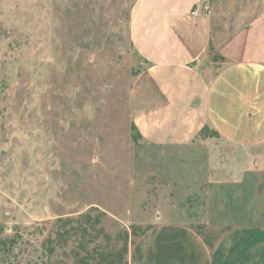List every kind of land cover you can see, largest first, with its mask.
Instances as JSON below:
<instances>
[{
    "label": "rangeland",
    "instance_id": "374dc122",
    "mask_svg": "<svg viewBox=\"0 0 264 264\" xmlns=\"http://www.w3.org/2000/svg\"><path fill=\"white\" fill-rule=\"evenodd\" d=\"M134 1L0 0V264H104L164 214L208 244L264 224V180L245 209L227 202L234 187L206 184L200 140L218 141L212 129L196 147H162L135 128L129 92L145 63L128 34ZM79 215L109 241L82 239L78 223L56 244L58 220Z\"/></svg>",
    "mask_w": 264,
    "mask_h": 264
},
{
    "label": "crops",
    "instance_id": "0c3cea01",
    "mask_svg": "<svg viewBox=\"0 0 264 264\" xmlns=\"http://www.w3.org/2000/svg\"><path fill=\"white\" fill-rule=\"evenodd\" d=\"M128 34L145 63L129 92L142 139L196 147L200 129H212L218 141L200 140L206 184L234 187L227 202L245 209L264 180V0H135ZM127 264H264V224H236L208 244L158 215L130 245Z\"/></svg>",
    "mask_w": 264,
    "mask_h": 264
},
{
    "label": "trees",
    "instance_id": "16d2710c",
    "mask_svg": "<svg viewBox=\"0 0 264 264\" xmlns=\"http://www.w3.org/2000/svg\"><path fill=\"white\" fill-rule=\"evenodd\" d=\"M58 222L63 223V224H60L59 228L57 229V233L54 237L56 244L58 245H61L60 243H62L63 240H65L66 242L69 241V239L67 238V235L69 234L70 231L76 228V227L74 228V225L78 223H80V225L78 226H83V229H81L80 231L82 239H87L88 237L89 241H94L99 236H102L105 239L107 238V234L103 231V229L98 227V221H92V218L90 216L79 215L78 218H75V220L67 219L64 221L60 218ZM106 240L109 241V239H106ZM205 242L207 241L205 240ZM76 249L77 251L80 250L86 253L84 245L82 244L80 245V243L77 244ZM126 255L127 253L125 251L124 253L123 251L121 252L117 251L115 254V250L113 249L109 257L107 256L104 257L103 261H104V264H127Z\"/></svg>",
    "mask_w": 264,
    "mask_h": 264
},
{
    "label": "built area",
    "instance_id": "2783aa9c",
    "mask_svg": "<svg viewBox=\"0 0 264 264\" xmlns=\"http://www.w3.org/2000/svg\"><path fill=\"white\" fill-rule=\"evenodd\" d=\"M196 13V11H193L192 14Z\"/></svg>",
    "mask_w": 264,
    "mask_h": 264
}]
</instances>
